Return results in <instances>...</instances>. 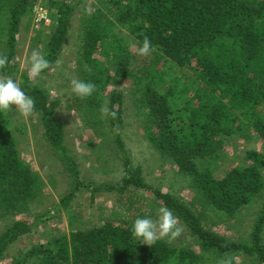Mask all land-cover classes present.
Wrapping results in <instances>:
<instances>
[{"label": "trees", "instance_id": "obj_1", "mask_svg": "<svg viewBox=\"0 0 264 264\" xmlns=\"http://www.w3.org/2000/svg\"><path fill=\"white\" fill-rule=\"evenodd\" d=\"M36 2L0 0V54L9 60L1 75L16 73L11 65L15 36L22 20L32 18ZM49 7L54 31L43 44L50 61L44 74L64 50L73 13V6L64 0H49ZM114 19L127 30L138 51H131L129 39L118 36ZM81 25L83 44L75 73L78 80L94 82L96 91L86 99L72 96L65 109L97 114L107 87L133 80L136 102L140 110H146L151 126H145L146 140L162 159L191 179L202 213H194L181 199L146 184L140 167L131 169L125 156V175L118 185L91 183L94 187L90 189L92 197L97 192L116 193L121 215L98 227L56 236L10 264H197L199 258L192 250L176 249L165 240L151 247L134 241L130 228L137 217L130 222L124 218L141 209L143 192L170 208L203 252L242 256L250 264H264V154L247 151L244 165L230 169L222 179L213 175L216 167L212 168L221 162L222 145L248 137L249 125L264 140V0H96L93 12L88 16L84 12ZM145 37L153 45L151 56L138 60L143 56L139 49ZM173 68L192 71V89L181 83L184 76L167 75ZM21 79V87L36 102L33 114L43 128L42 137L54 157L74 175L75 191L83 183L64 143V124L56 118L62 102L52 99L40 82L24 75ZM121 103V93L112 91L107 112L110 127L122 124ZM118 136L114 141L117 151L125 155ZM16 147L7 117L0 114V220L26 212L44 187L40 177L20 159ZM70 199L71 194L62 198L60 205L65 207ZM253 206L257 213L244 241H230L202 225L205 209L232 220ZM47 215H37L30 223L13 222L0 234V259L9 244L48 219Z\"/></svg>", "mask_w": 264, "mask_h": 264}, {"label": "rangeland", "instance_id": "obj_2", "mask_svg": "<svg viewBox=\"0 0 264 264\" xmlns=\"http://www.w3.org/2000/svg\"><path fill=\"white\" fill-rule=\"evenodd\" d=\"M64 2L73 6L72 18L63 44L64 50L47 74L41 73L37 79L31 80L40 82L52 99L58 98L62 102V107L55 111L56 118L64 124V143L77 163V178L83 186L73 190L74 175L70 174L64 168V164L54 157L49 143L42 137L43 128L34 114L30 117H23L19 112L12 111L6 115L9 128L16 136V149L20 159L40 177L44 187L41 197L30 204L26 212L0 220V234L16 221L30 223L35 216L46 214V212L48 219L40 221L29 233L9 244L0 259V264H10L14 258H21L33 247L46 245L56 236H69V233L75 230L98 227L107 220L112 221L121 215L122 209L118 205L116 193L103 191L97 192L92 197L90 189L94 187L91 183L118 185L125 175L123 167L125 156L129 158L131 169L140 167L146 184L159 189L162 193H170L181 199L192 206L194 213L198 215L202 213L203 207L198 205L194 199L196 193L192 191L191 179L181 175L177 167L168 159H162L157 150H154L146 140L145 126H151L146 110H140V104L136 102L133 80H122L107 87L100 112L97 114L90 115L85 111L65 109V103L75 95L71 82L78 80L75 73V62L83 44L84 29L81 19L84 12L86 16L93 12L96 0H64ZM111 21L116 26V30L118 29V36L123 40L129 39L131 51H138L136 42L130 38L127 30L124 27L120 28L115 19ZM53 31L52 26L37 28L33 25L31 17L24 18L15 36V57L11 62V65H15L16 73L8 76L0 74V79L11 77L21 86L22 75L29 78L31 52L39 50L44 54L43 44L48 42ZM150 56L148 53L140 56L138 60H146ZM172 72L175 75L184 76L181 83L187 84L190 89L193 88L194 84L190 79L193 75L192 71L187 68H173L167 72V75H171ZM112 91L119 92L122 96V124L115 127L108 125L107 116ZM249 126L246 131L248 137H237L233 142H225L222 145L221 162L212 165V168L216 167L213 174L216 178L222 179L230 169L243 166L247 151L253 150L264 154V140L254 132L253 126ZM151 129L150 133L154 134V128ZM117 134L122 140L125 155L117 151V144L114 142ZM70 194L71 199L67 205L65 207L60 205L62 198ZM143 194V206L138 212L131 211L124 218L125 222H130L133 217L138 216L156 218L162 204L154 198L153 194L148 192H143ZM204 213L202 225L207 230L230 241H244L251 231L257 207L241 210L232 220L217 216L210 209H205ZM177 226L181 228L180 235L171 240L165 239V241L176 249L192 250L199 258L197 264H225L226 261L228 264H250V261L242 256H216L203 252L189 236L186 228L181 224ZM31 264L36 263L32 261Z\"/></svg>", "mask_w": 264, "mask_h": 264}, {"label": "clouds", "instance_id": "obj_3", "mask_svg": "<svg viewBox=\"0 0 264 264\" xmlns=\"http://www.w3.org/2000/svg\"><path fill=\"white\" fill-rule=\"evenodd\" d=\"M153 48L151 41L145 37L139 49L141 55H147ZM29 78L37 79L42 72L50 67V61L39 50H33L30 55ZM9 63L6 55L0 54V70H3ZM72 91L80 99L91 97L96 91L94 82L85 80H73ZM35 100L26 94V91L16 82L8 77L0 79V114L8 115L10 112H19L23 117H30L35 111ZM14 106V109H13ZM115 116V113H111ZM178 225V218L168 207H160L156 218L151 216L137 217L130 228L131 237L137 243L149 247L161 240H171L180 235L181 228ZM225 264H228L226 261Z\"/></svg>", "mask_w": 264, "mask_h": 264}, {"label": "built area", "instance_id": "obj_4", "mask_svg": "<svg viewBox=\"0 0 264 264\" xmlns=\"http://www.w3.org/2000/svg\"><path fill=\"white\" fill-rule=\"evenodd\" d=\"M49 8V0H37L32 10V22L35 27L50 28L53 25Z\"/></svg>", "mask_w": 264, "mask_h": 264}]
</instances>
